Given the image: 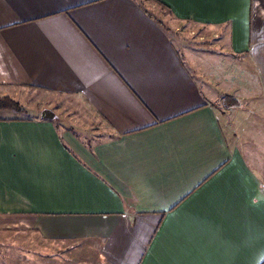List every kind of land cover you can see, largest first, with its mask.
<instances>
[{"label": "crops", "instance_id": "crops-1", "mask_svg": "<svg viewBox=\"0 0 264 264\" xmlns=\"http://www.w3.org/2000/svg\"><path fill=\"white\" fill-rule=\"evenodd\" d=\"M150 1L196 46L139 0H0V97L23 107L0 110V230L21 264H264V0ZM30 91L101 129L24 116Z\"/></svg>", "mask_w": 264, "mask_h": 264}, {"label": "rangeland", "instance_id": "rangeland-1", "mask_svg": "<svg viewBox=\"0 0 264 264\" xmlns=\"http://www.w3.org/2000/svg\"><path fill=\"white\" fill-rule=\"evenodd\" d=\"M139 1L147 9H151L152 5L150 4V0ZM155 9L157 10L154 11L151 9V13L157 16L161 21H159L161 24L163 23L162 26L165 27V30L179 48L185 49L187 47L196 46L199 33L201 32L196 25L183 23L182 21L175 19L160 5H157ZM215 58L219 57L215 56ZM25 98L27 102L25 104L28 111H30L24 114L26 117L49 118L61 127L63 132H71L76 135L87 134L91 139H94L96 137V132L101 129L97 120L98 118L91 110L86 108L82 101H79L77 97L51 94L41 91L34 93L30 91ZM14 236L13 233L6 236L5 232L0 230V264H21L29 259V257L21 256V249L18 253H15L18 251L17 249L13 252L8 251L9 249L21 247V238L18 236L16 240ZM26 246L31 250H36L37 248L30 244ZM47 247L48 246H45V248ZM24 255H27V253ZM43 257H45L46 263H55L53 256Z\"/></svg>", "mask_w": 264, "mask_h": 264}, {"label": "trees", "instance_id": "trees-1", "mask_svg": "<svg viewBox=\"0 0 264 264\" xmlns=\"http://www.w3.org/2000/svg\"><path fill=\"white\" fill-rule=\"evenodd\" d=\"M160 25H162L161 23H159ZM229 97H225V101L229 100ZM228 107L230 106H235V104L233 105H227ZM2 109H11L17 112H22L23 111V107L16 101L8 98V97H0V110Z\"/></svg>", "mask_w": 264, "mask_h": 264}]
</instances>
